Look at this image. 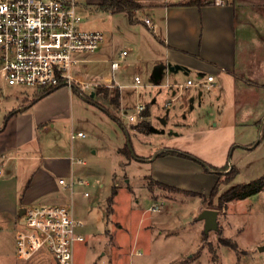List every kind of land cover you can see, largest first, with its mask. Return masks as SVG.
I'll return each mask as SVG.
<instances>
[{
	"label": "rangeland",
	"instance_id": "obj_1",
	"mask_svg": "<svg viewBox=\"0 0 264 264\" xmlns=\"http://www.w3.org/2000/svg\"><path fill=\"white\" fill-rule=\"evenodd\" d=\"M236 2L242 3L248 14L244 19L247 34L244 42L247 46L241 59L243 70L239 71L247 79L246 84L252 86L243 89L247 92L240 90L235 96L231 92L222 99V104L231 100L238 101L239 106L244 104L239 113L244 123L236 129L213 127V121L207 119L205 112L198 110L197 106L190 110L189 104L184 114L188 117L187 121H183L178 100L171 102L178 117L169 114L166 119L163 104L166 96L163 92L167 89L154 86L151 80L158 67L154 63L156 51L148 47L140 51L142 56L137 59V48L130 50L127 42L138 36L134 28L153 42L150 35L145 33L152 32L145 26L130 27L125 12L112 14L98 9L96 4L82 2L84 6L79 10L82 29L103 32L105 38L103 45L95 52L78 55L86 62L74 72L82 76L87 84L98 85L94 86L93 91L85 92L87 98L73 93V131L86 136L74 142L77 149L83 147L85 150L86 154L82 157L84 165L72 164L65 175L66 178L71 176L85 183L75 188L71 207L69 194H65L63 202V205L71 208L73 216L84 224L81 230L84 242L74 246L73 264H184L191 253L189 250L195 252L194 258L198 257L189 264H264V189L246 199L229 202L217 210L215 231L205 234L201 227L204 222L198 219L201 213L199 209L216 205L218 195L229 187L264 177V87L256 85H264V0ZM151 16L156 20L153 13ZM122 50H126L128 55L114 73L115 82L121 86V108L118 110L109 99L97 94V89L102 86L110 91L115 90L116 87L104 85L111 83L109 60L117 58ZM237 51L240 57V43ZM250 59L255 62L253 70ZM134 76L140 79L141 86L138 88L133 86ZM186 77L184 73H179L176 85L181 86L174 87L176 92L185 90L180 83ZM32 90L23 88L22 93L16 95L15 92L19 90L8 87L0 76V110L5 106L4 101L12 102L16 96L23 98L31 95ZM152 99H155L153 104ZM138 105L145 107L144 113L149 109L150 117H144L146 121L139 116L136 122H131L128 116L135 113ZM190 118H193L192 121ZM163 119L166 124L161 122ZM143 121L151 122L150 128L144 131L136 128ZM68 127L64 124L63 128L49 133L46 138L47 153L55 152L53 149L56 146L67 147L70 141ZM182 131L192 135L191 139L180 140L174 136ZM201 133L205 138L198 137ZM125 146H129L135 159L129 160L121 155L119 150ZM163 148L189 152L218 167L234 166L238 174L232 183L219 186L218 195L211 200V204L199 196L187 197L164 190L163 194L169 197L155 194L151 198L149 190L152 191L155 185L148 180L150 167L143 157L150 156L152 159L156 151ZM71 178L67 181L70 182ZM113 187L116 194L109 205L107 200ZM83 192L88 196L84 197ZM34 205L39 204L26 207ZM152 207L157 210L148 211ZM16 226V222L0 216V264H55L54 258L47 253L37 254L27 261L18 260L15 256ZM152 237L153 249L148 242ZM221 239L235 243L236 250L222 245ZM137 250L141 256H129L130 251Z\"/></svg>",
	"mask_w": 264,
	"mask_h": 264
},
{
	"label": "crops",
	"instance_id": "obj_2",
	"mask_svg": "<svg viewBox=\"0 0 264 264\" xmlns=\"http://www.w3.org/2000/svg\"><path fill=\"white\" fill-rule=\"evenodd\" d=\"M101 1L83 0V3L98 4ZM133 1L143 4L144 7L135 11L133 22H129L130 27L143 28L145 26L147 30L152 32L145 33L150 35L153 42L145 34H140V30L134 28V31L138 32V36L127 41L128 48L130 50L137 48V59L141 58L142 52L148 47L156 51L154 63L157 64L158 69L152 74L151 80L154 86L167 89L163 92L166 96L163 99V104L166 107V119H168L169 114L175 118L178 117L174 105L171 104L172 101L178 100L181 109L180 114L183 113V121H187L188 118L184 115L186 109L194 110L197 106L198 110L205 112L209 121H213L212 126L215 128L236 129L237 126L244 123L242 122L243 117L239 116L244 104L239 106L238 101L233 102L232 100L231 102L224 101L225 103L222 104V99L226 98L229 93L232 92L235 96L240 90L252 87L246 84L247 79L242 77L241 71H239L243 70L241 59L243 58V50L247 46L244 42L247 35L244 19L248 14L242 7L243 4L237 3L236 0H229L221 5L203 4L201 6L187 4L189 0ZM151 13L156 16V20L152 18ZM145 18L151 20L152 30L144 24ZM239 21L240 27L238 28ZM250 35L249 40L251 41L252 34ZM239 43L241 47L240 57L237 51ZM123 51L126 52V50L121 52ZM249 63L253 70L254 60L250 59ZM180 72L187 76L185 81L180 83L183 84L185 90L176 92L174 85L177 83ZM208 75H212L214 78L208 88L185 85L188 79L197 81ZM76 76L83 80L82 76L77 74ZM162 82L165 83L161 85ZM256 85L259 87V84ZM8 87L19 90L15 92L16 95L22 93L23 88H27L9 85ZM120 88H117L119 94ZM225 88L226 91H223ZM24 93L27 94V92ZM39 93V90L33 89L31 95L27 94L23 98L16 96L12 102L6 100L4 101L5 106L0 110V216L8 217L14 222L19 218V211L29 204L63 205L66 199L65 194L70 196L71 207L75 193L73 191L71 196L66 186L58 184V180L61 178H65L67 183V180L71 178V176L66 178L65 175L72 165L69 161L71 147L77 149L75 141L71 142L70 140L67 147H54L55 152L47 153L46 150V138L49 133L57 128H63L64 124L69 125L67 134L70 139V132L74 129L72 101L75 92L61 86L34 101L35 96ZM154 100L152 99L151 104ZM120 104L119 99L118 110L121 108ZM146 108L148 109V107ZM12 112L14 114L5 121V118ZM146 113L145 118L150 117L149 109ZM192 119L190 118V121ZM161 122L166 124L164 119ZM148 123V128H150L151 122L148 121ZM185 125L188 126V124ZM182 132H176L174 136L180 140L191 139L192 135ZM171 133L174 132L171 131ZM198 137L205 138L202 133ZM50 148L52 147H48V149ZM78 148L82 149L83 147ZM164 150L175 149H158L152 159L150 156L143 157V161L150 167L148 180L179 190V192L168 191L170 194H182L188 197L192 195L183 192L201 195L210 193L218 180L216 173L205 171L200 164L183 157L158 156ZM178 152L190 154L182 150ZM204 162L208 166L218 167L212 163ZM76 187L77 185L74 190ZM156 187L155 185L152 191L149 190L151 198L155 194L165 198L169 197L168 194H163L167 190ZM204 209L208 208L201 207L199 212ZM1 221L4 222L2 219ZM201 227L203 228V225ZM148 242L153 249V237ZM137 244L138 242L136 246ZM137 251L140 253L139 250ZM189 252L191 253L188 254V259L184 264L194 262L198 258L193 257L195 252L190 250ZM131 253L133 252L130 251V257L136 256L131 255Z\"/></svg>",
	"mask_w": 264,
	"mask_h": 264
},
{
	"label": "built area",
	"instance_id": "obj_3",
	"mask_svg": "<svg viewBox=\"0 0 264 264\" xmlns=\"http://www.w3.org/2000/svg\"><path fill=\"white\" fill-rule=\"evenodd\" d=\"M221 5L229 0H210ZM83 0H0V76L9 86L27 87L49 91L64 86L75 88L85 95L91 86L79 79L74 72L86 60L79 58L81 53H93L102 44L105 36L100 31H88L81 27L82 17L79 10ZM144 24L151 30L153 24L145 18ZM126 52L109 61L111 83L106 87L121 86L115 82L114 73L119 70ZM214 78L193 81L188 79L185 85L210 87ZM133 86L140 87V79L133 77ZM174 86H177L176 84ZM179 87L181 85H178ZM145 110L143 105L135 107V113L128 120L136 122ZM86 138L81 132H70V140ZM85 150L71 147V164L84 165L82 157ZM1 173V170H0ZM58 184L66 186L73 195L74 187L84 186L82 180L66 182L64 178ZM83 196L88 194L83 192ZM149 208L148 211H156ZM22 219V220H20ZM20 219L16 221L15 256L27 261L37 254L51 255L55 264H73L74 246L84 242L81 230L84 224L75 218L69 208L63 205H34L26 207ZM139 256V252L131 255Z\"/></svg>",
	"mask_w": 264,
	"mask_h": 264
},
{
	"label": "trees",
	"instance_id": "obj_4",
	"mask_svg": "<svg viewBox=\"0 0 264 264\" xmlns=\"http://www.w3.org/2000/svg\"><path fill=\"white\" fill-rule=\"evenodd\" d=\"M187 4H193L197 6H201L203 4H213L210 0H189ZM96 7L100 10L110 12L112 14L114 13H120V12H125L127 13V16L129 18V22H133L134 18V13L135 11H138L142 9L144 6L143 4L139 2H135L133 0H102L100 3L96 4ZM158 81V80H155ZM259 87H264V85L259 84ZM54 89L45 91V92H40L37 96H35V100L40 99L49 93H51ZM73 92L78 93L75 88L72 89ZM79 94V93H78ZM97 94H101L104 98L109 99V102L115 106L117 109L119 108V99H120V94L118 89L115 88V90L110 91L108 88H104L102 86L98 87L97 89ZM83 96V98H87L85 95L80 94ZM105 110V109H104ZM14 112L10 113L6 118L7 119L13 115ZM147 113L143 112L142 117H146ZM148 122H141L139 123L136 128L139 130H146L148 129ZM121 155L125 156L129 160H131L133 157L131 155V151L128 148V146L123 147L122 149L119 150ZM165 155H173V156H178V157H183L189 160H192L198 164H200L205 171H212L217 174L218 180L214 187L212 188L210 194L208 196L204 195H199L197 193H190V192H183L186 194H190L192 196H199L204 202H209L208 204H211V200H213L217 195H218V189L221 184H229L232 183L235 179V177L238 174L237 169L234 166H228L225 165L223 167H213V166H208L204 161L199 160L198 158L188 154V153H183V152H178L175 150H164L158 154V156H165ZM229 169L227 173H224L225 170ZM153 185H156L159 188H162L167 191L171 192H179L178 189L174 187L167 186L165 184L159 183V182H154L152 181ZM264 189V177L250 181L248 183L244 184H236L231 187H229L225 192L222 194L218 195L217 197V204L212 205V207H208V209L212 210H219L221 209L225 204L232 202V201H238V200H243L248 197H251L253 195H256L257 193L261 192ZM116 194V188L113 187L111 194L107 200L108 204L110 205L112 203L113 196ZM218 212V211H217ZM220 243L224 246H229L232 249L236 250L237 246L235 243L231 242L228 239H221Z\"/></svg>",
	"mask_w": 264,
	"mask_h": 264
},
{
	"label": "water",
	"instance_id": "obj_5",
	"mask_svg": "<svg viewBox=\"0 0 264 264\" xmlns=\"http://www.w3.org/2000/svg\"><path fill=\"white\" fill-rule=\"evenodd\" d=\"M158 69V68H157ZM129 147V146H128ZM132 157L135 159V155L131 152ZM25 208L19 211V217L23 214ZM200 221H203V232L207 234L210 231L217 229V211L212 209H204L198 216Z\"/></svg>",
	"mask_w": 264,
	"mask_h": 264
}]
</instances>
